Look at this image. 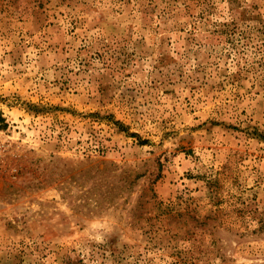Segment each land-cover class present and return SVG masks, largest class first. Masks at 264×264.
<instances>
[{"label": "rangeland", "instance_id": "1", "mask_svg": "<svg viewBox=\"0 0 264 264\" xmlns=\"http://www.w3.org/2000/svg\"><path fill=\"white\" fill-rule=\"evenodd\" d=\"M0 264H264V0H0Z\"/></svg>", "mask_w": 264, "mask_h": 264}]
</instances>
